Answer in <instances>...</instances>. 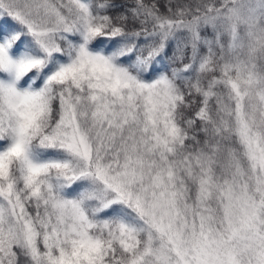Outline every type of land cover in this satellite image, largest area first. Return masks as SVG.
<instances>
[{
  "label": "snow or ice",
  "instance_id": "obj_1",
  "mask_svg": "<svg viewBox=\"0 0 264 264\" xmlns=\"http://www.w3.org/2000/svg\"><path fill=\"white\" fill-rule=\"evenodd\" d=\"M0 264H264V0H0Z\"/></svg>",
  "mask_w": 264,
  "mask_h": 264
}]
</instances>
